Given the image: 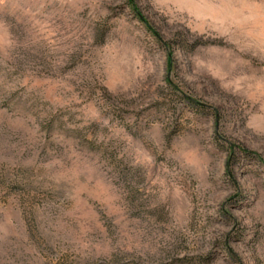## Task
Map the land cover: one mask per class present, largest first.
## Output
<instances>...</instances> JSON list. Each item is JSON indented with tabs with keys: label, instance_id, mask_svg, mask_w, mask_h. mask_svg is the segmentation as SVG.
<instances>
[{
	"label": "rangeland",
	"instance_id": "rangeland-1",
	"mask_svg": "<svg viewBox=\"0 0 264 264\" xmlns=\"http://www.w3.org/2000/svg\"><path fill=\"white\" fill-rule=\"evenodd\" d=\"M0 264H264V0H0Z\"/></svg>",
	"mask_w": 264,
	"mask_h": 264
}]
</instances>
